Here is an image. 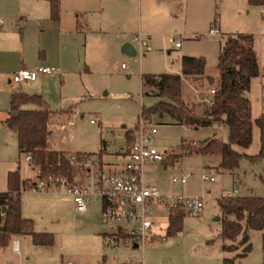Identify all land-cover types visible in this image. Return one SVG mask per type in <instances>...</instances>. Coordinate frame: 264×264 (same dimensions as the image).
<instances>
[{"label": "rangeland", "instance_id": "obj_1", "mask_svg": "<svg viewBox=\"0 0 264 264\" xmlns=\"http://www.w3.org/2000/svg\"><path fill=\"white\" fill-rule=\"evenodd\" d=\"M128 8L119 18L111 10L91 12L93 31L81 42L80 72H66L61 78L46 81L42 96L48 101L52 114L48 126L49 146L66 153L90 152L100 155L107 165H114L117 151L125 145L126 137L136 128L141 108L154 105L161 97L144 88L142 74L176 72L180 70L183 54L206 58V72L217 74L219 45L228 34L247 33L254 37V47L264 66V5H250L247 0H121ZM116 3V0H103ZM110 7L109 5H107ZM115 15V14H114ZM215 20V21H214ZM217 20V22H216ZM219 26L211 33V26ZM127 36L134 45L135 55L121 51L120 38ZM180 39L175 46L169 38ZM144 40V44L141 43ZM87 40V41H86ZM35 65V66H38ZM26 82V81H24ZM22 83V82H21ZM194 81L184 84V97L196 99L209 91ZM26 87V86H25ZM24 90L28 93L39 92ZM190 90V91H189ZM41 92V91H40ZM39 92V93H40ZM190 92V93H189ZM203 92V93H202ZM196 95V97H195ZM252 116L264 112V75H259L249 91ZM28 107H34L28 105ZM143 117L157 126L152 144L161 152L215 135L227 140L228 127H187L174 122L169 114L153 113ZM94 118V122L90 121ZM128 131V134L126 133ZM126 135V136H125ZM106 148V149H105ZM259 148V132L254 126L251 144L244 150L254 154ZM18 149L17 135L5 124L0 125V186L6 185V170L19 166L22 178L33 176L30 160ZM217 154L185 153L174 163L152 161L145 167L146 184L160 188L169 186L170 172H191L184 191L204 195L202 210L186 213L181 229L166 234V218L157 228L165 239L154 238L143 246L132 247L117 243L100 219L99 204H89L85 212L76 209L72 196L65 189L22 191L25 212L32 215L36 230L53 233L51 245H36L29 236H20L26 246L20 252L8 246L0 247V264H223L224 257H233L243 251L240 237L234 241L220 236L222 216L217 197L234 195H264V158L244 157L234 170L220 167ZM39 172L38 167L36 168ZM205 171L213 181L203 179ZM36 172V173H37ZM263 230L250 229L251 247L244 256L235 257L234 264H264ZM223 244H234L232 250Z\"/></svg>", "mask_w": 264, "mask_h": 264}, {"label": "trees", "instance_id": "obj_2", "mask_svg": "<svg viewBox=\"0 0 264 264\" xmlns=\"http://www.w3.org/2000/svg\"><path fill=\"white\" fill-rule=\"evenodd\" d=\"M48 1L51 15L57 16L59 0ZM247 1L250 5H264V0ZM262 19L264 22V9ZM180 64V70L176 72L141 75L142 94L148 93L144 88L155 86L151 92L161 97L150 107L142 106L141 114L150 119L153 113H167L174 122L193 128L224 124L228 127V138L222 140L212 135L197 143L182 140L177 147L165 151L164 161L174 163L187 152L217 154L222 169L234 170L244 157L253 160L264 157V113L252 116L249 97L252 82L259 75H264V66L259 64L253 35L228 34L222 39L216 75L206 72V58L202 55L183 54ZM191 80L200 87L206 82L210 85L206 90L213 88V93L208 92L204 96L198 94L196 99H186L184 84ZM52 112L40 93L14 89L10 93L5 122L16 131L19 152L31 155L30 165L38 167L37 176L55 174L71 178L74 171L68 162V153L53 149L48 143ZM254 126L259 132V148L256 153L249 154L244 149L252 142ZM33 184L31 178L21 177L19 166L7 172L6 189L0 190V246L9 244L17 234H29L35 244L53 242L51 232L35 231L32 221L21 213V191L30 189ZM217 204L222 216L219 236L231 241L240 237V243L245 244L242 252L233 257H224L223 264H234L235 257L244 256L250 250V229L263 230L264 238V195L226 194L217 197ZM2 206H5L4 210ZM186 213L180 206L169 210L165 227L167 235L181 229ZM234 247V244L222 245L225 250Z\"/></svg>", "mask_w": 264, "mask_h": 264}, {"label": "built area", "instance_id": "obj_3", "mask_svg": "<svg viewBox=\"0 0 264 264\" xmlns=\"http://www.w3.org/2000/svg\"><path fill=\"white\" fill-rule=\"evenodd\" d=\"M209 31L218 33L219 27L214 24ZM169 40L175 46L181 44L180 39L170 37ZM141 43L144 44V40L141 39ZM56 70L51 65L20 68L10 75L9 82L16 84L34 80L38 74H50ZM154 77L157 79V76ZM154 88L155 86L151 87ZM213 91V88L209 89V93ZM90 121L94 122V118H90ZM137 125L130 132V136L126 137L124 160L121 164L107 165L101 156L95 153L71 152L67 154L68 162L74 171L71 178L55 174L38 175L30 189H65L71 194L75 207L81 211L85 210L89 203H98L101 222L108 227V232L114 240L124 246H143L156 237L165 239L166 235H160L157 228L161 227V219L165 217V229L169 210L180 206L188 213L197 214L203 208L205 196L172 188L187 181L191 175L188 171L170 172V187L167 190H162L154 184H146L145 163L148 160L163 162L164 152L157 150L152 144L157 126L142 114ZM25 157L29 160L31 155L26 154ZM201 177L214 180V177L205 171L201 173Z\"/></svg>", "mask_w": 264, "mask_h": 264}, {"label": "crops", "instance_id": "obj_4", "mask_svg": "<svg viewBox=\"0 0 264 264\" xmlns=\"http://www.w3.org/2000/svg\"><path fill=\"white\" fill-rule=\"evenodd\" d=\"M127 8L128 5L126 2L121 0H116V3L113 2L112 5L111 3H104L103 0H59L58 14L57 16L53 17L51 15V8L48 0H0V125L5 124L7 127H9L6 124L5 119L8 114L10 93L12 90H29L30 87L33 88L32 90L39 92L41 91L40 94L42 95L45 90L46 81L56 78L55 75L57 74V70L50 74H38L34 80L26 82L22 81V83L20 82L14 84L9 82L10 75L13 72L20 68H31L38 64L56 65L60 71L61 78L64 77L66 72H80V69H78V64L81 62L79 51L81 48L82 39H87L88 31H93L95 29V26L92 22L91 12L94 10L105 11L108 9L111 10L114 18L119 13L120 15H117V17L121 18L123 17L122 14ZM127 41H129V38L127 36H123L120 38L119 43L123 44ZM181 45L182 42L177 47H180ZM42 97L44 98V96ZM44 100L50 108L48 101L45 98ZM9 128L16 134L15 129L11 127ZM123 150L124 145L121 146V149L117 151L118 157L114 165L121 164L123 162ZM101 153L102 152H100V156ZM263 158L264 157H262V159ZM152 161L153 160H148L145 163L144 172L146 165ZM167 166L168 162L163 161V168H166ZM30 167L32 170H34V174L33 176H27L25 178H31L32 180H35L38 172L36 168H33L32 165H30ZM15 168L13 166H9L6 170V175L9 170ZM184 184L175 185L172 186V188L175 190L184 191ZM169 187L170 186H166L162 187L161 189L167 190ZM5 189L6 185L0 186V190ZM25 190L35 191L33 189H24L22 191ZM22 191L20 194L21 213L24 217L32 221V226L35 231L42 232L43 230H36L37 228L35 229L34 227L35 221L33 216L36 214L35 211H32V215L25 212V201L22 200ZM4 209L5 206L2 208V210ZM86 210L87 207L85 210L78 211L85 212ZM103 234L110 236L108 230L104 231ZM20 236H29L30 239L31 236L29 234H17L12 237L10 241L11 250L20 252L21 254L23 247L22 243L24 242L25 247L26 240L21 242L19 238ZM53 242L50 244L36 245H51ZM8 245L9 244L0 247L4 248Z\"/></svg>", "mask_w": 264, "mask_h": 264}, {"label": "water", "instance_id": "obj_5", "mask_svg": "<svg viewBox=\"0 0 264 264\" xmlns=\"http://www.w3.org/2000/svg\"><path fill=\"white\" fill-rule=\"evenodd\" d=\"M121 51L125 52V53H127L129 55H135V53H136L134 45L131 42H129V41L124 42L122 44ZM195 128H196V126H195ZM2 208H4V206H2Z\"/></svg>", "mask_w": 264, "mask_h": 264}]
</instances>
